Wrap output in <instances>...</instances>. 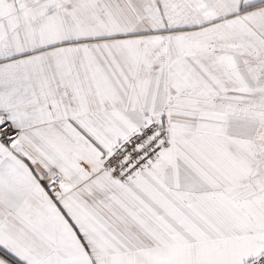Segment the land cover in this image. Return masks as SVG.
Masks as SVG:
<instances>
[{"label": "snow or ice", "instance_id": "snow-or-ice-1", "mask_svg": "<svg viewBox=\"0 0 264 264\" xmlns=\"http://www.w3.org/2000/svg\"><path fill=\"white\" fill-rule=\"evenodd\" d=\"M0 264H264V0H0Z\"/></svg>", "mask_w": 264, "mask_h": 264}]
</instances>
